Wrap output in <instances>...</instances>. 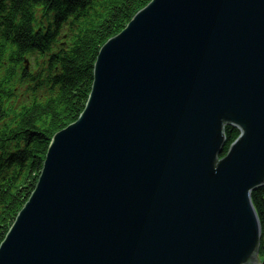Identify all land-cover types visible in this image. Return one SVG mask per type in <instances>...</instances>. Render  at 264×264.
I'll list each match as a JSON object with an SVG mask.
<instances>
[{"label":"water","instance_id":"water-1","mask_svg":"<svg viewBox=\"0 0 264 264\" xmlns=\"http://www.w3.org/2000/svg\"><path fill=\"white\" fill-rule=\"evenodd\" d=\"M262 188L264 0H153L101 49L0 264H259Z\"/></svg>","mask_w":264,"mask_h":264},{"label":"trees","instance_id":"trees-1","mask_svg":"<svg viewBox=\"0 0 264 264\" xmlns=\"http://www.w3.org/2000/svg\"><path fill=\"white\" fill-rule=\"evenodd\" d=\"M152 1L0 0V246L37 186L54 136L83 113L101 49ZM225 134L222 158L240 136L230 127ZM252 201L264 233V188Z\"/></svg>","mask_w":264,"mask_h":264},{"label":"rangeland","instance_id":"rangeland-1","mask_svg":"<svg viewBox=\"0 0 264 264\" xmlns=\"http://www.w3.org/2000/svg\"><path fill=\"white\" fill-rule=\"evenodd\" d=\"M263 240H264V233H263ZM259 264H264V263H261L260 260H259Z\"/></svg>","mask_w":264,"mask_h":264}]
</instances>
